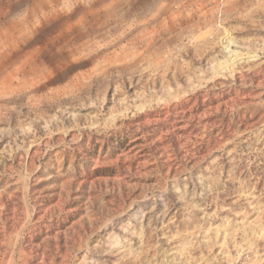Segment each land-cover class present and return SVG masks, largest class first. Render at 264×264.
I'll return each instance as SVG.
<instances>
[{
	"label": "rangeland",
	"instance_id": "rangeland-1",
	"mask_svg": "<svg viewBox=\"0 0 264 264\" xmlns=\"http://www.w3.org/2000/svg\"><path fill=\"white\" fill-rule=\"evenodd\" d=\"M0 264H264V0H0Z\"/></svg>",
	"mask_w": 264,
	"mask_h": 264
}]
</instances>
